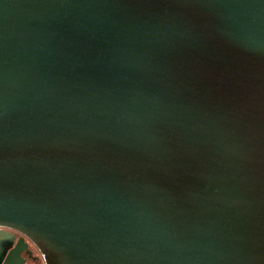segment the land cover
I'll use <instances>...</instances> for the list:
<instances>
[{
  "label": "water",
  "instance_id": "water-1",
  "mask_svg": "<svg viewBox=\"0 0 264 264\" xmlns=\"http://www.w3.org/2000/svg\"><path fill=\"white\" fill-rule=\"evenodd\" d=\"M0 226V264H264V0H0Z\"/></svg>",
  "mask_w": 264,
  "mask_h": 264
},
{
  "label": "flooded vegetation",
  "instance_id": "flooded-vegetation-1",
  "mask_svg": "<svg viewBox=\"0 0 264 264\" xmlns=\"http://www.w3.org/2000/svg\"><path fill=\"white\" fill-rule=\"evenodd\" d=\"M0 230H9L14 233V241L17 240L21 234L15 230L1 227ZM24 241L26 242L25 246H22V251H21V256L24 257V262L23 264H39L40 263V255L36 252V247L35 245L26 237H24ZM10 247H8L9 250Z\"/></svg>",
  "mask_w": 264,
  "mask_h": 264
},
{
  "label": "rangeland",
  "instance_id": "rangeland-1",
  "mask_svg": "<svg viewBox=\"0 0 264 264\" xmlns=\"http://www.w3.org/2000/svg\"><path fill=\"white\" fill-rule=\"evenodd\" d=\"M36 252L38 253V255H40L39 257H41V254L39 253V251L36 248ZM39 264H45L42 257L40 258V263Z\"/></svg>",
  "mask_w": 264,
  "mask_h": 264
}]
</instances>
